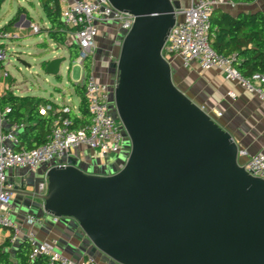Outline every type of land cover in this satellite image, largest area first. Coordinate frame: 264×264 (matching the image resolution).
<instances>
[{
    "label": "water",
    "instance_id": "obj_1",
    "mask_svg": "<svg viewBox=\"0 0 264 264\" xmlns=\"http://www.w3.org/2000/svg\"><path fill=\"white\" fill-rule=\"evenodd\" d=\"M109 1L135 19L113 63L130 156L104 176L46 169L39 209L70 221L83 249L113 264H264V181L240 165L234 137L176 85L163 56L177 6ZM64 62L49 61L47 73L60 78Z\"/></svg>",
    "mask_w": 264,
    "mask_h": 264
},
{
    "label": "built area",
    "instance_id": "obj_2",
    "mask_svg": "<svg viewBox=\"0 0 264 264\" xmlns=\"http://www.w3.org/2000/svg\"><path fill=\"white\" fill-rule=\"evenodd\" d=\"M58 4L61 17L69 33L74 35L80 50L74 62L82 69L85 98L92 116V125L87 130H75L74 123L69 118V115L76 111L75 107L58 102L42 105L39 109L41 115L58 114L46 137V143L32 150H17L11 144L19 145L17 135L24 129V124L10 125L7 115L11 113V108L2 109L0 106V249L6 241L1 234L2 230H12V234L7 238L11 245L16 244L21 234L9 212L15 195V187L8 176L9 171L38 170L42 164L62 158L66 154L70 155L71 151L78 147L95 151L106 158L118 156L123 150L125 136L121 130L122 123L115 119L110 111L111 84L101 81L95 71L96 39L99 29L106 25L115 26L119 35L122 30L128 34L135 19L130 14L116 10L109 0H58ZM228 5L234 7L235 3L228 0H190L187 8L177 9V22L169 34L163 56L169 62V58H174L170 62L172 66L175 59H179L181 66L186 70H192L195 66L201 71L218 70L226 80L240 84L264 101V74H256L249 79L243 77L234 67L235 56L218 53L211 45V17L217 8ZM29 26L34 35L41 34L42 27L39 24L30 22ZM16 29L17 27L11 32L0 31V98L8 93L21 96L15 91V82L10 81L11 74L6 66L10 51L7 43L20 39L23 26ZM121 43L122 41L118 42L119 48ZM90 59L91 69L88 70L85 63ZM112 60L117 63L118 57ZM229 95L235 97L233 92ZM209 115L214 120L215 117L222 116L219 112ZM5 125L10 126L8 131L5 130ZM238 157L240 165L247 173L264 181V153L250 157L246 149L239 147ZM47 185V180L40 184L42 195L47 193ZM53 222L58 224L60 219L54 217ZM27 224L31 227L42 226L44 220L35 215H28ZM25 241L31 246V261L46 256L50 259L49 264H98V260L93 256L74 262L71 257L58 251L55 244L40 242L33 230L27 234Z\"/></svg>",
    "mask_w": 264,
    "mask_h": 264
},
{
    "label": "crops",
    "instance_id": "obj_3",
    "mask_svg": "<svg viewBox=\"0 0 264 264\" xmlns=\"http://www.w3.org/2000/svg\"><path fill=\"white\" fill-rule=\"evenodd\" d=\"M172 1L179 4L178 10L187 8L190 3V0ZM228 1L234 2L233 0ZM234 3V7L228 5L219 7L218 9L233 16H237L241 13H256L259 11L264 12V0H257L253 4ZM26 11L27 13H23L16 26L12 27L14 29L17 27L16 30H18L19 26H23V30L20 31V39L22 40L28 38L29 36L28 27H30V22L36 23L29 15V10L26 9ZM28 19L31 21H28ZM24 20H26L25 23ZM104 28L105 27H101V29ZM14 29L13 31H15ZM45 40L46 35H44L43 43H40L39 46L44 44ZM71 43H75V37L73 34L71 35V33H69L68 44ZM50 45L52 47L57 46L52 42H49L48 47H50ZM106 51V55L109 56V59H105L109 62L119 56L114 55L116 53H113V51ZM95 60L96 62L101 63V67L102 61L98 58ZM49 61L51 60H48V62ZM175 61L179 68H182L184 71H186L185 81H187V85L189 86L186 87L188 90L183 89L186 95L207 112H219L222 116L215 117V121L234 137L239 147H242L248 151L250 157L259 153H264V101L257 94L248 92L240 84L226 80L223 73L218 70L201 71L197 66L193 67L192 70H186L181 66L179 59L176 58ZM100 67H98L96 74L101 81L106 82L105 76L107 71L105 70V72L102 74L99 71ZM230 92H233L235 97H230ZM63 95L67 96V93L63 92ZM56 102L66 104L64 102H59L57 99L52 103L56 104ZM78 107H75V112L77 114L79 113ZM9 129V125L5 126L6 131ZM11 146H14L15 149L17 148V145L11 144ZM85 151L91 154L93 159L101 160L103 165L110 163L113 167H117L115 162L116 156L107 158L102 157L99 153L87 148H83L82 155L85 153ZM73 155H75V152H73ZM46 172L47 171H44L43 174H40L39 171H36L35 174H32L20 171V169L9 171V179L15 187V195L9 212L18 225L21 234L16 244L11 245L8 243L7 238L12 234V230L4 229L1 231V234L6 241L4 247L0 250V256H2L0 263H17L16 251L20 244L26 240L27 234L32 230L35 232L40 242L55 244L56 248H58L60 251H63V253L69 257L75 258L77 260H83L88 256H91V250H84L83 242L79 239H76L74 234V225L71 224L70 221L63 223L60 221L58 224L53 225L48 219L50 215L39 209L38 205L43 204V202L38 197H36L42 195L38 189V185L46 181ZM42 178H44V181ZM32 213L44 220V224L42 226L36 225L31 227L27 224V216ZM98 259V264H102L101 262H104L105 260L101 257H98ZM106 262L111 264L108 261Z\"/></svg>",
    "mask_w": 264,
    "mask_h": 264
},
{
    "label": "rangeland",
    "instance_id": "obj_4",
    "mask_svg": "<svg viewBox=\"0 0 264 264\" xmlns=\"http://www.w3.org/2000/svg\"><path fill=\"white\" fill-rule=\"evenodd\" d=\"M179 9V4L177 2L174 3ZM23 7L29 10V15L32 17L34 22L38 23L42 28L49 27L50 23L47 21L44 11L40 4H38V0H4L2 5V10L0 12V28H3L9 24L11 20L17 15L19 8ZM26 20H24L25 23ZM28 21H31L28 19ZM16 26V25H14ZM13 26V27H14ZM14 28H9L6 30L7 32L13 31ZM28 38L15 39L11 40L7 43L9 45L10 51L8 54V58L6 61V66L11 74L10 81L15 82L14 89L17 90L19 95L23 96H35L40 98H45L55 102L56 99L59 102H64L69 104L71 107H78L80 98L75 94L74 84H83V76L81 66L76 64L75 62H71L70 53L67 46H56L52 47H41L40 43L44 41V35H34L28 27ZM127 34L126 31L122 30L120 35L117 31V28L113 25H106L104 29H99L98 37L96 39V53L95 59H99L102 61V65L100 67V62H96L95 71H98V67H100V72L103 74L105 70L107 71L110 67V62L106 59H109V56L106 55L107 51H113L116 53L114 55L120 54V48L118 46V42L122 41ZM56 57L60 59H65L60 71V78H56L55 76L49 75L46 69L42 68V63L48 60H53ZM106 58V59H105ZM105 59V60H104ZM174 58H169L170 62ZM24 64H23V63ZM173 71H174V81L178 87L182 90H188L186 80V71L182 68H179L176 61L173 62ZM110 74H106L105 80L106 82L111 84V95H110V111L115 119L119 120L116 107L114 103V85L117 81V73L116 69H109ZM118 82V81H117ZM62 91V92H61ZM63 92L67 93V96L63 95ZM187 92V91H186ZM65 98V99H63ZM7 126V125H5ZM121 130L125 136L123 150L120 155L116 156V164L118 169H121L126 164L130 153H131V141L127 136V133L121 124ZM83 148L78 147L74 151H71L70 155H65L62 158L54 159L50 162H46L42 164L38 170H29V169H20V171L35 174L36 171L43 174L46 169L58 164H68L74 165L82 169L84 172L90 174H110L113 166L112 164L103 165L101 160L93 159L92 155L85 151L82 155ZM75 152V155H73ZM44 181V178H42ZM38 185V189H39ZM13 203V201H12ZM34 215V213L30 214ZM36 216V215H35ZM14 220V218H12ZM49 221L54 224V217H48ZM60 221L66 222L65 219H60ZM19 243V242H18ZM17 243V244H18ZM58 251H60L57 248ZM88 250H91L90 255L95 257L97 260L98 257L103 258V255L98 253L92 247ZM63 253V251H60ZM71 259L74 262H80L81 260H77L75 258ZM104 260L101 262L102 264H108ZM113 264V263H111Z\"/></svg>",
    "mask_w": 264,
    "mask_h": 264
},
{
    "label": "trees",
    "instance_id": "obj_5",
    "mask_svg": "<svg viewBox=\"0 0 264 264\" xmlns=\"http://www.w3.org/2000/svg\"><path fill=\"white\" fill-rule=\"evenodd\" d=\"M236 3L253 4L257 0H233ZM41 5L49 27L42 28L41 34L46 35L45 43L41 46L48 47L49 42L57 46H67L70 53V60L73 63L79 56L80 50L76 43L68 44L69 31L60 13L58 0H38ZM3 0H0V12ZM23 13H27L23 7L19 8L17 15L9 24L0 31H6L16 25ZM210 38L213 49L227 56L234 55V67L245 78H252L256 74H264V12L241 13L233 16L220 9H216L211 17ZM48 61L42 63L46 69ZM86 68L91 69V59L87 60ZM74 91L80 98L78 107L79 113L73 111L69 118L74 123L75 130H87L92 125V116L88 110L85 98L84 84H74ZM52 103L51 100L35 96H18L8 93L0 98L2 109L9 107L11 113L7 115L9 124H24V129L18 133L19 145L17 150H32L46 143L47 135L57 118V113H50L43 116L40 114V107ZM1 250V249H0ZM31 246L28 241L20 244L16 251V264H49L50 259L41 256L31 261ZM0 256V260H1ZM0 264H12L5 262Z\"/></svg>",
    "mask_w": 264,
    "mask_h": 264
},
{
    "label": "flooded vegetation",
    "instance_id": "obj_6",
    "mask_svg": "<svg viewBox=\"0 0 264 264\" xmlns=\"http://www.w3.org/2000/svg\"><path fill=\"white\" fill-rule=\"evenodd\" d=\"M113 63H115L113 60L110 61V65H109V67H110L109 69H110V70L114 69V67H113ZM109 69L107 70V75L110 74Z\"/></svg>",
    "mask_w": 264,
    "mask_h": 264
}]
</instances>
